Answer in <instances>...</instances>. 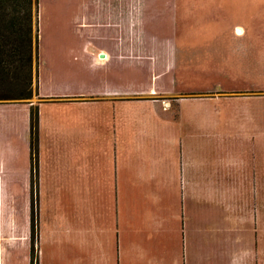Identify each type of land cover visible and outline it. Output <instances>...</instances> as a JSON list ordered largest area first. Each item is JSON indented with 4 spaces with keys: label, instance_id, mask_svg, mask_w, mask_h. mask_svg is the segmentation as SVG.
<instances>
[{
    "label": "rangeland",
    "instance_id": "374dc122",
    "mask_svg": "<svg viewBox=\"0 0 264 264\" xmlns=\"http://www.w3.org/2000/svg\"><path fill=\"white\" fill-rule=\"evenodd\" d=\"M145 2V9L128 14L124 48L113 52L109 33L115 30L94 10L87 8V14L77 0H37L42 66L39 61L36 67L33 42V95L0 100V264H31L32 253L37 264H243L247 257H264L263 185L252 194L251 186L232 184L238 189L234 202L215 177L219 164L261 161V150L249 152L246 144L250 125L259 131L254 132L255 146L264 138V0ZM31 12L34 38V0ZM37 77L39 96L69 91L85 100L74 106L60 101L39 104ZM108 80H119L131 91L147 85L168 89L171 94L162 95L163 103L169 105L175 124L183 123L179 116L185 110L205 116L202 126L198 120L191 122L186 152V161L206 166L201 194L179 185L172 191L171 184L157 179L142 186L128 169L118 174L117 156L112 173L102 167L105 155L99 153L92 181L77 169H66L73 172L58 178L62 188L56 190L63 207L40 209L34 188L41 167L40 125L54 129L58 143L62 141L57 134L100 131L102 120L95 118L91 126L90 116L108 112L109 106H103L106 99L91 97ZM12 87L3 91L14 94ZM36 111L37 153L30 136ZM118 175L127 188H134L127 190L125 200L103 189L110 178L116 186ZM245 207L256 210L257 218L253 213L242 221Z\"/></svg>",
    "mask_w": 264,
    "mask_h": 264
},
{
    "label": "crops",
    "instance_id": "0c3cea01",
    "mask_svg": "<svg viewBox=\"0 0 264 264\" xmlns=\"http://www.w3.org/2000/svg\"><path fill=\"white\" fill-rule=\"evenodd\" d=\"M77 1L81 8L86 9L87 14V8L92 9V11L94 10L96 16H100L103 19L104 25H108L109 28L115 30L109 33L113 37L111 39H114L113 47L115 49H112L113 52H120L124 48L128 14L131 11H141L142 6L144 9L147 7L145 0ZM152 7L153 2H151ZM36 27L38 31V10ZM38 43V62L36 67H39V61L41 63V60H39ZM43 65H45L44 62ZM148 66L153 67V65ZM143 67H147V65ZM38 83L37 77L36 90L38 97L42 100L39 104L48 101H60L66 102L68 106H74L77 102L82 103L85 100L82 97H76L73 95V92L69 91L59 92L60 96L59 93L54 97H51L52 94L39 96L40 88ZM102 87L100 88V92H98L99 94L93 91L91 98L99 97L97 99H106L107 104L103 106H109V108L107 107L109 111L100 115L92 114L90 116L91 126L95 118L102 120V129L100 131L95 132L91 128L90 132L82 136L79 130L65 134L64 136L57 134L58 139L62 141V143H58L55 134L51 131L55 130L52 128L50 130L48 127L40 125L39 148L41 150V167L39 166V175L34 187L38 192L37 198L41 201L40 209L43 211H55L57 208L61 210V207H63V203L61 202L63 199L59 196V193L56 195V190L62 188V184L58 178L63 173L69 171L66 169H77L76 171H80L82 175H85L92 181L95 166H99L100 164L99 162L95 163V157L99 153H104L105 155V161L100 164L102 167H105L112 173L113 168H115V157L117 156L118 174L120 171L124 174L126 169H128L130 174L140 178L139 183L142 186L146 183V180L153 185V179H157L171 184L172 191H178L177 185H179L182 190L190 188L194 194H201V190H205L206 187V166L203 163H190L186 161V152L190 148L188 140L190 139L191 122L195 123L198 120V124L202 126L204 125L205 116L185 110L179 116L183 123L181 125L175 124L176 119H174V114L169 112V105H166V107L165 103H163L164 96L162 95L168 96L171 94L165 88L155 89L152 85H147L146 87L139 86L134 91H131L126 90L119 80H108L105 87ZM32 104L34 103H29V105ZM21 105L25 106L27 104ZM252 108L254 109L255 107ZM43 114L42 112L41 118L45 119L47 115L44 116ZM249 120H254L252 115L249 117ZM27 122H23V126L24 124L26 126ZM250 126L252 129H248L249 132H247L246 149L249 152L261 150L260 164H254L251 159L247 158L246 162L245 160L242 162L234 160L231 163L219 164L215 169L217 183L224 190L223 193H228L229 199L234 202L236 201L238 189L236 186L232 187V184L236 185L239 182L241 186H251L250 191L252 194H254V189L258 190L261 185H263L264 189V138L262 137L260 147L255 146L254 132L258 133L259 131H255L252 125ZM200 127H197V129L199 130ZM261 135L264 136V133ZM22 136H25L23 138L29 141V133L24 131ZM192 148L200 149L201 146L193 144ZM235 150L236 148H233V151ZM43 160L47 164L49 171L46 170ZM69 172L73 171L70 170ZM112 180V178L109 179V184L107 185L109 188L105 187L103 189L109 190V193L110 191L115 192L118 200H125L128 194L127 190L134 192V188H127L125 180L121 179L119 175L116 186L113 182L111 183ZM145 189L147 190V188ZM46 201L51 207L50 209H46ZM88 208L91 209L89 206ZM237 209L238 205L234 204L231 206V211L234 210L235 212ZM253 213L255 214V218L256 210L252 211L251 208L245 207L240 217L242 221H246L250 219V216L253 217ZM261 221L264 222V218ZM190 241L198 244L194 240ZM261 259L258 261L250 256L240 262L243 264H264V257Z\"/></svg>",
    "mask_w": 264,
    "mask_h": 264
},
{
    "label": "trees",
    "instance_id": "16d2710c",
    "mask_svg": "<svg viewBox=\"0 0 264 264\" xmlns=\"http://www.w3.org/2000/svg\"><path fill=\"white\" fill-rule=\"evenodd\" d=\"M33 0H0V100L30 99L33 95L31 67L33 63V42L37 49V29L32 36ZM35 3L34 25L37 24V0ZM11 10L12 17L8 16ZM14 13V14H13ZM37 57V53H36ZM12 85L21 86L15 89ZM10 86L14 94L5 93L3 88ZM10 92V91H9ZM38 113L31 114V146L36 151ZM34 159V157H33ZM31 264H37L32 253Z\"/></svg>",
    "mask_w": 264,
    "mask_h": 264
},
{
    "label": "bare ground",
    "instance_id": "6f19581e",
    "mask_svg": "<svg viewBox=\"0 0 264 264\" xmlns=\"http://www.w3.org/2000/svg\"><path fill=\"white\" fill-rule=\"evenodd\" d=\"M240 32H241V30H240Z\"/></svg>",
    "mask_w": 264,
    "mask_h": 264
}]
</instances>
